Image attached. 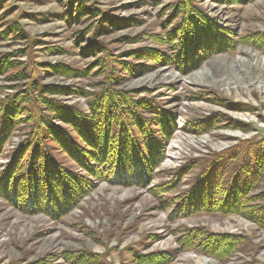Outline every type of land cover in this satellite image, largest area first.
I'll return each mask as SVG.
<instances>
[{
	"label": "rangeland",
	"instance_id": "374dc122",
	"mask_svg": "<svg viewBox=\"0 0 264 264\" xmlns=\"http://www.w3.org/2000/svg\"><path fill=\"white\" fill-rule=\"evenodd\" d=\"M104 86L141 116L142 128L119 126L147 159L130 185L109 180L97 145ZM0 110V179L44 118L78 183L53 210L0 188V264H264V167L243 210L242 187L217 211L210 202L264 152V0H0ZM210 235L236 236L234 249Z\"/></svg>",
	"mask_w": 264,
	"mask_h": 264
},
{
	"label": "trees",
	"instance_id": "16d2710c",
	"mask_svg": "<svg viewBox=\"0 0 264 264\" xmlns=\"http://www.w3.org/2000/svg\"><path fill=\"white\" fill-rule=\"evenodd\" d=\"M187 13L189 12L185 9L183 14L185 15ZM190 23H192L191 19ZM191 34L195 36L193 32ZM188 55L192 56L193 54L189 53ZM103 88L104 89L96 95L95 98L97 101L95 104H93V106L91 105L92 115H97L98 119L96 123H100V129L98 130L96 137L97 145L100 146L104 143L105 153L110 157V162L105 159L104 163L106 168L110 165L112 166L110 168L112 177L109 178V180H112V182L119 185H130L133 183V172L135 173V177L137 176L139 178L141 174L136 172L137 167L145 166V163H140V155H142L144 162H147V159L145 153L142 154V145L141 143L138 144V139L134 133L135 130H126L128 132H124L119 126L125 129L128 124H136V126L142 128V123L139 121L141 116H139L137 112L139 109L136 104L133 102L135 105L134 107L131 106L130 101L132 100H129L128 97H124L120 94V91H114L112 88L106 86ZM33 115L38 116V107L35 110H32V116ZM76 117H81L78 122L80 125H83L87 118V116L82 114H77ZM43 120V127L35 122L32 123L31 129L33 132L31 135H36V137L30 139L27 143L23 142L19 148V151L21 152L27 151V148H31L32 151L30 157H28L27 161L22 164V154L21 152H17L14 156V162H11L7 166H2L5 168V172L0 179V188L4 190L2 186H5L17 202L16 204L18 206H28L31 210H34L35 208L38 209L40 205L46 206L48 210H53L54 207L63 208L67 205V201L69 200L70 202L72 199L71 197L74 194H77L73 192H78V190L76 191V189H73V187L78 188L76 178L72 176L67 165H63V163L58 161L57 155L55 154L57 151H54L53 153L51 147L46 144L47 138H51L53 134L50 131L47 133L46 122L44 118ZM10 128L9 117L6 115H2L1 117L0 115V147H3V138H7V134L11 130ZM87 130L91 132V129L88 128ZM62 143H57L58 147L62 146ZM70 144L72 148H76V143L70 141ZM115 145L118 147L116 148ZM70 150L71 149L69 148V152ZM150 155H152V153H150ZM1 156L2 151H0V157ZM94 162L98 164L97 161ZM213 162H217L218 164L216 169H212ZM221 162L222 161L213 160L208 163L210 170L206 171V174L209 175L210 178L213 179L214 173L223 168V166H220ZM262 167H264V152H256L253 155V161L250 165L248 164L243 167V171L237 176H231L235 185L226 182L221 188V190L226 189V191L220 198L214 197L216 190H213L212 182L208 189L211 191L213 190V197L210 201L214 206L213 211L218 210V204H220L222 200H224V203L228 202L229 194L231 192H237L239 194V188L241 187L243 193L238 198L239 206L241 210L246 208V203L256 197L253 195L243 197V195L245 196L247 192H249L248 190L253 188L252 184L255 180L256 174H259V170ZM142 175L145 176V172H143ZM239 182H244L245 184L241 186ZM190 198L191 200H197L196 195H191ZM56 204L60 206H56ZM263 205L264 204H262L257 211V215L262 218V222H264ZM239 213L244 214L240 211ZM210 238H214L218 248L225 246L234 249L233 246L235 245V239L237 237L210 235ZM218 254L220 255L222 253L218 252L217 256H219Z\"/></svg>",
	"mask_w": 264,
	"mask_h": 264
},
{
	"label": "bare ground",
	"instance_id": "6f19581e",
	"mask_svg": "<svg viewBox=\"0 0 264 264\" xmlns=\"http://www.w3.org/2000/svg\"><path fill=\"white\" fill-rule=\"evenodd\" d=\"M178 206V205H177ZM71 208V207H70Z\"/></svg>",
	"mask_w": 264,
	"mask_h": 264
}]
</instances>
